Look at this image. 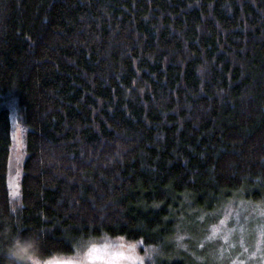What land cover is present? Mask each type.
Wrapping results in <instances>:
<instances>
[{"label":"trees","instance_id":"1","mask_svg":"<svg viewBox=\"0 0 264 264\" xmlns=\"http://www.w3.org/2000/svg\"><path fill=\"white\" fill-rule=\"evenodd\" d=\"M234 198L264 201V0H0V264H207L177 225Z\"/></svg>","mask_w":264,"mask_h":264},{"label":"rangeland","instance_id":"2","mask_svg":"<svg viewBox=\"0 0 264 264\" xmlns=\"http://www.w3.org/2000/svg\"><path fill=\"white\" fill-rule=\"evenodd\" d=\"M23 134L20 126L13 125L12 166L21 164ZM16 177L17 174L13 177V185ZM206 217L199 216L195 221L186 217L178 223L176 230H181L187 238L195 237L203 230L196 242L198 261L207 264H264V201L251 203L240 198L225 201L206 219L205 226L200 227ZM195 229L199 231L193 232ZM148 249L140 240L92 241L86 242L72 255L34 264H151L153 257ZM203 249L206 253L202 252Z\"/></svg>","mask_w":264,"mask_h":264},{"label":"clouds","instance_id":"3","mask_svg":"<svg viewBox=\"0 0 264 264\" xmlns=\"http://www.w3.org/2000/svg\"><path fill=\"white\" fill-rule=\"evenodd\" d=\"M34 247V241L32 240H23V239H20V240H16L14 242V250L15 249H31ZM13 250L12 254L15 255V251ZM21 260V264H25V260H24V257H20L19 258ZM27 264H30V262H27Z\"/></svg>","mask_w":264,"mask_h":264},{"label":"snow or ice","instance_id":"4","mask_svg":"<svg viewBox=\"0 0 264 264\" xmlns=\"http://www.w3.org/2000/svg\"><path fill=\"white\" fill-rule=\"evenodd\" d=\"M57 264H59V262H57Z\"/></svg>","mask_w":264,"mask_h":264}]
</instances>
